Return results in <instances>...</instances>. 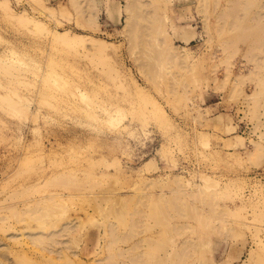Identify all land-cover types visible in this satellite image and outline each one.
Wrapping results in <instances>:
<instances>
[{
  "label": "rangeland",
  "instance_id": "rangeland-1",
  "mask_svg": "<svg viewBox=\"0 0 264 264\" xmlns=\"http://www.w3.org/2000/svg\"><path fill=\"white\" fill-rule=\"evenodd\" d=\"M131 1L0 0V264H264V0Z\"/></svg>",
  "mask_w": 264,
  "mask_h": 264
},
{
  "label": "bare ground",
  "instance_id": "bare-ground-1",
  "mask_svg": "<svg viewBox=\"0 0 264 264\" xmlns=\"http://www.w3.org/2000/svg\"><path fill=\"white\" fill-rule=\"evenodd\" d=\"M132 1L128 2L124 8V13L126 14L124 31L129 37V48L131 50H133L134 48L137 49L140 57L144 58L146 57L147 50L152 43L151 37L154 34V31H151L149 25L144 26L141 22V19H138V16H140L142 19L146 20L147 16L137 15V12L135 11L137 5L136 1ZM64 39L67 38L64 37ZM141 65H143V68H145L146 66L143 62ZM224 264H227L226 261Z\"/></svg>",
  "mask_w": 264,
  "mask_h": 264
}]
</instances>
